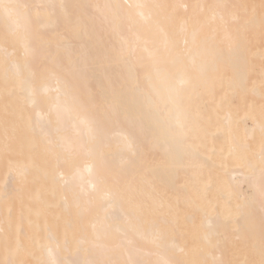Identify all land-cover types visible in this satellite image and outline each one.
<instances>
[{
    "label": "bare ground",
    "instance_id": "1",
    "mask_svg": "<svg viewBox=\"0 0 264 264\" xmlns=\"http://www.w3.org/2000/svg\"><path fill=\"white\" fill-rule=\"evenodd\" d=\"M0 264H264V0H0Z\"/></svg>",
    "mask_w": 264,
    "mask_h": 264
}]
</instances>
